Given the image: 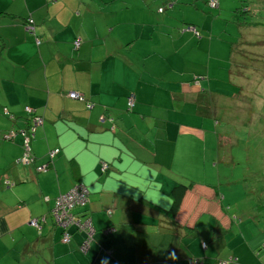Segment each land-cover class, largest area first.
Instances as JSON below:
<instances>
[{
  "label": "crops",
  "instance_id": "1",
  "mask_svg": "<svg viewBox=\"0 0 264 264\" xmlns=\"http://www.w3.org/2000/svg\"><path fill=\"white\" fill-rule=\"evenodd\" d=\"M167 9L180 12L167 18ZM201 9L196 0H0L1 261L11 250L10 259L21 252L41 258L42 250L51 260L46 264H101L105 258L108 264H187L190 258L211 264L213 250L202 246V235L163 230L166 219L149 203L168 208L171 187L192 178L189 170L200 166L197 119L212 120L225 98L205 87L209 76L197 68L207 66L198 57L209 59L213 49L207 20L194 18ZM254 28L243 41L255 40ZM225 51L230 57V47ZM117 66L126 83L111 93L117 103L101 104L93 77ZM72 91L92 106L70 98ZM130 92L136 96L132 111L126 108ZM26 107L36 115L35 126L27 122ZM49 161L46 171L39 169ZM101 162L108 163L105 172ZM193 182L176 220L196 230L198 217L221 211L210 204L221 196L214 185ZM77 183L89 191L75 212L91 222L92 239L84 247L83 232L71 228L69 242L62 243L48 216L39 236L29 220L47 215L54 198ZM160 192L157 203L152 194ZM214 243L222 253L225 247Z\"/></svg>",
  "mask_w": 264,
  "mask_h": 264
},
{
  "label": "rangeland",
  "instance_id": "2",
  "mask_svg": "<svg viewBox=\"0 0 264 264\" xmlns=\"http://www.w3.org/2000/svg\"><path fill=\"white\" fill-rule=\"evenodd\" d=\"M196 1L205 8L204 11L207 14H202V12L204 13L203 9L201 12L193 11L194 18L196 16L204 17L207 20L206 35L212 37L213 47L209 59L207 54L204 60L203 55L200 54L201 56L198 57L203 66L207 65L206 69L200 64H197V68L202 69V72L209 76V79L204 81L205 87L207 89L212 87L225 98L222 99L220 107L214 110L215 116L212 120L197 119L195 135L198 146L197 161L200 166L195 171L189 170L192 177L189 178V181L193 180L198 184L206 183L217 186L218 189L215 187L213 189L219 193L221 198L216 200L218 203L210 204H213L211 206L215 210L220 207L221 211L198 217L196 230L187 236L193 237L198 234L203 236L204 243L210 245L209 250L210 247L213 250L212 254L210 251L211 255H209V258L212 259L211 264L213 261H217L216 264H218L219 260L216 259H224V261L229 262L228 264H264V101L261 100L259 110L255 105L254 112L256 114L251 115L248 102L251 101L249 97L253 93H250L248 100L243 96L234 98V93H237L239 89L230 85L231 58L229 53L225 51L229 48L230 42L239 40L241 30L238 29L236 23H233V19L244 17L243 13L238 14L235 11L237 6L244 4L250 7L252 13V15L246 16V20L261 23L256 24L255 28L252 29L254 39L257 40L261 37L262 40H258L261 43L257 47L255 46L256 48L252 47L251 49L255 48L258 53H263L264 24L262 25V23H264V18L261 19L260 17L264 16V5L261 4L262 0H222L221 7L211 8L205 3L206 0ZM252 1L256 2V5H252ZM180 6L182 10L187 12L185 4ZM210 10H215L212 16ZM174 11L180 12L178 9H167L165 11L167 18L168 13L173 16ZM185 14L188 17L193 16L188 12ZM177 15L180 16L181 14L177 13ZM199 21L201 22L202 19ZM209 31H212V35ZM216 48L223 49V52L220 51L217 55ZM198 60L196 63H199ZM259 73L262 75L261 72ZM262 77L263 80L260 81V84H263H259L261 88L255 87V92H261L264 97V75ZM256 99V103H259L260 97ZM124 111L126 112L125 109ZM118 114L125 115L122 112ZM117 115L111 116L116 118ZM23 117L26 116L23 115ZM219 119L223 122L218 123L216 120L219 121ZM198 126L202 127L198 128ZM191 139L194 141L195 137L192 136ZM218 152L220 158H218ZM49 153L47 151L46 156L49 157ZM202 165L205 166L206 170H203ZM34 168L36 171H40L38 165ZM227 219L228 222L226 223ZM48 221L53 223L49 216ZM224 223L226 224L224 225ZM27 227H25L27 228L26 232L32 230L31 236L36 237L35 229H29L31 227L28 225ZM56 229L57 234H59L60 228L57 227ZM215 241L218 248L225 247L222 253L214 247ZM22 242L25 241L22 240ZM1 252L0 257H3ZM14 252L11 250L10 255L6 252L5 260H0V264H46V261H51L42 254V250L40 251L41 258H38L36 254L35 257L31 251L33 254L24 256L25 258L21 252L17 254L16 259H10ZM248 252L254 255H246Z\"/></svg>",
  "mask_w": 264,
  "mask_h": 264
},
{
  "label": "trees",
  "instance_id": "3",
  "mask_svg": "<svg viewBox=\"0 0 264 264\" xmlns=\"http://www.w3.org/2000/svg\"><path fill=\"white\" fill-rule=\"evenodd\" d=\"M209 7L211 8H217L218 5H217V0H216V4L212 5L210 0H207L206 2ZM263 3V0L261 1V4ZM252 5H256V2H253L251 3ZM259 5V4H258ZM162 10V8H161ZM235 11L236 13H240V14H244V17H242V19L240 18H236V19H233V23H236L237 27L239 30H241L240 32V35H239V40L238 41H235V42H230V58L234 57L237 59V63L238 64H234V67L231 68L229 70V81H230V85L233 87V88H238L239 91L237 93H234V98L235 97H242L247 99L248 100V96L250 95V93L252 92L253 94L250 95V99L251 101L248 102L250 104V111L249 113L252 115H255L256 113L254 112V109H255V105L257 106V109L259 110L260 108V103H261V100L264 101V97L263 95H261V92H255L256 91V88L255 87H258L259 84H260V81L263 80V77L262 75H264V52L263 53H258L255 48L259 45V43L261 42H258V40H246L242 39V35H243V38L245 37V31H248V28L249 27H255L256 24H261L260 22H255V21H247L246 20V16H249V15H252L251 13V9L250 7H248V5H240V6H237L235 8ZM27 21H29V19H27ZM26 21V24L28 23ZM264 23H262L263 25ZM245 25V26H244ZM245 28V29H244ZM252 31V30H251ZM197 32V30H196ZM198 34V32H197ZM74 44H75V41H74ZM264 44V42H263ZM76 46V44H75ZM256 46V47H255ZM252 47H255L253 50L251 49ZM231 58V60H232ZM234 69V71L232 70ZM236 69V70H235ZM252 69V70H251ZM261 72L262 75L259 73ZM201 77V75H197L193 78V81L194 80H197L199 81V78ZM238 81L241 82V84L239 85H236L238 83ZM263 83H261L260 85H262ZM253 85V86H251ZM259 88H261L259 86ZM252 90V91H251ZM130 93H133L135 95L134 92H130ZM129 93V94H130ZM246 93V94H245ZM128 94V95H129ZM256 95V98L257 97H260V101L259 103H256L257 99L254 98ZM128 97V96H127ZM80 101V100H79ZM86 100H83V102H85ZM86 106L87 107H90L89 105H91V103H87L85 102ZM135 104H136V96H135ZM135 104L132 108H128V104H127V98H126V107H127V110L128 111H132L135 107ZM92 106V105H91ZM26 109V108H25ZM27 111V110H26ZM28 112V124H30L29 126H35V124L33 123V120L34 118H36V115L31 111H27ZM218 123H222L223 121L219 119L216 120ZM31 126V127H32ZM30 127V128H31ZM28 128V127H27ZM25 131V130H24ZM29 131V129L27 130ZM26 132V131H25ZM31 132V131H30ZM24 135V134H23ZM225 136H227V134H225ZM25 146V145H24ZM57 150L56 153H58L60 150L59 149H55ZM54 151V150H53ZM55 153V154H56ZM26 155H28V150L26 151L25 153ZM24 154V155H25ZM31 154V153H30ZM49 158L51 159L52 157L49 155ZM51 163V161H49L46 165V168L49 167V164ZM101 170L103 172H105L108 168V163L107 162H101ZM103 163H105L107 165L106 168H103ZM40 166V165H39ZM77 184H82L84 185L83 183H77ZM76 185V184H75ZM86 187V185H84ZM194 186V182L193 181H189V182H176L170 189L169 191V196H170V199H171V203H170V206L168 208H161L151 202H149L151 205H153L154 208H157L159 210V212L162 214V219H166V220H163L164 224L161 225L160 227L165 230V231H174V232H178V230L181 229V232L182 234H190L192 233L195 229L194 227H191V226H187V225H183V224H180L177 220H176V216L177 214L179 213L180 209H181V206L183 204V200H184V197L185 195L188 193V191H190ZM215 188H217V186H213ZM87 188V187H86ZM218 189V188H217ZM88 190V188H87ZM69 191V190H68ZM67 191V192H68ZM66 193V192H65ZM65 193H60L59 195H57L55 198H54V202H53V205L52 207L49 209V212L47 215H44V220L42 221V216H39V217H36V218H32L30 219L31 220H36L37 221V225L33 226L34 228H36L40 233H39V236L41 235V227L43 225V223L46 222V217L49 216L52 220H53V226L55 228H60V234H61V242H62V237H63V234L65 231H67L69 234H70V229L71 228H74V230H77V231H81L79 230L78 226L76 224H70L68 225L66 228H63L62 226H59L55 220H54V216H53V213H52V210L56 204V201L57 199L65 194ZM88 194H89V191H88ZM88 194H87V197H88ZM214 195L217 196L219 195L218 192H214ZM46 198V197H45ZM47 200V198H46ZM80 206V205H78ZM77 206H74L72 209H71V213L72 215L74 216L75 220L76 221H83L82 219H80L79 217V213H76L75 212V209H76ZM162 222V221H161ZM30 224V222H29ZM31 225V224H30ZM32 226V225H31ZM83 232L84 236H85V239H86V233L84 231H81ZM179 233V232H178ZM92 239V237H91ZM70 240V239H69ZM69 242V241H68ZM66 242V243H68ZM62 243H65V242H62ZM65 243V244H66ZM204 243V242H203ZM205 244V247L207 246L206 243ZM203 246V245H202ZM204 247V248H205ZM221 262H224V260H219L218 261V264H221ZM229 262L227 261V264ZM187 264H201V259L199 258H190L187 262Z\"/></svg>",
  "mask_w": 264,
  "mask_h": 264
},
{
  "label": "built area",
  "instance_id": "4",
  "mask_svg": "<svg viewBox=\"0 0 264 264\" xmlns=\"http://www.w3.org/2000/svg\"><path fill=\"white\" fill-rule=\"evenodd\" d=\"M210 2L212 5L216 4V0H210ZM28 30H32V29L30 27H28ZM30 32H32V31H30ZM75 44L77 45L78 42H75ZM68 96L72 99H76V100H80V101L84 100V97L81 94L74 92V91L69 92ZM127 104H128V108H132L134 106L135 95L133 93H130L128 95ZM89 106L91 107V105H89ZM26 110L30 111V108L26 107ZM36 122H37V119L34 118L33 123L36 124ZM10 135H11V137H14L15 133H11ZM25 146H26V148H28L27 140L25 141ZM56 152H57V150L50 152V156H53ZM27 159H28V156L25 154L23 156L22 160H27ZM106 167H107V165L105 163H103V168H106ZM39 169L45 170L46 165H42L41 167H39ZM87 194H88V190L84 185L76 184L68 192L61 195L57 199L56 204L52 210L54 220L59 226L66 228L70 224H76L78 226L79 230L84 231L86 233V239L83 243L84 247L91 240V237L93 234V228H92L91 222L89 221V219H85L82 222L76 221L74 216L71 213V209L74 206L84 205L87 202ZM43 220H44V218L42 217V221ZM30 224L32 226H35V225H37V221L31 220ZM69 239H70V234L67 231H65L63 234V237H62V242L66 243L69 241ZM202 245H203V247H205L204 243ZM221 264H226V262H221Z\"/></svg>",
  "mask_w": 264,
  "mask_h": 264
},
{
  "label": "clouds",
  "instance_id": "5",
  "mask_svg": "<svg viewBox=\"0 0 264 264\" xmlns=\"http://www.w3.org/2000/svg\"><path fill=\"white\" fill-rule=\"evenodd\" d=\"M93 80L97 82L101 89L102 94L96 97L97 101L101 104H110L117 103L118 100L115 96L111 95L114 88L125 85V80L123 76V71L117 66L115 68L100 71L96 73L93 77ZM153 198L157 200V203H160L163 200V197L160 193H153ZM172 260L176 259L175 253L170 254ZM227 264V261H224ZM101 264H108L107 259H102Z\"/></svg>",
  "mask_w": 264,
  "mask_h": 264
},
{
  "label": "water",
  "instance_id": "6",
  "mask_svg": "<svg viewBox=\"0 0 264 264\" xmlns=\"http://www.w3.org/2000/svg\"><path fill=\"white\" fill-rule=\"evenodd\" d=\"M22 133H23V131H22Z\"/></svg>",
  "mask_w": 264,
  "mask_h": 264
}]
</instances>
